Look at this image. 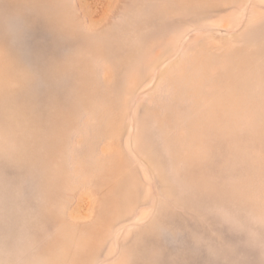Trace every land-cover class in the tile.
<instances>
[{
  "label": "rangeland",
  "instance_id": "rangeland-1",
  "mask_svg": "<svg viewBox=\"0 0 264 264\" xmlns=\"http://www.w3.org/2000/svg\"><path fill=\"white\" fill-rule=\"evenodd\" d=\"M0 264H264V0H0Z\"/></svg>",
  "mask_w": 264,
  "mask_h": 264
}]
</instances>
